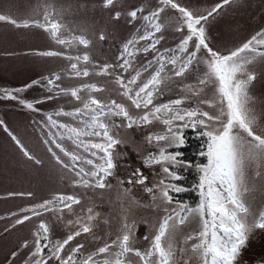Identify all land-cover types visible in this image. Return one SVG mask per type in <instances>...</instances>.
<instances>
[{
	"label": "rangeland",
	"instance_id": "rangeland-1",
	"mask_svg": "<svg viewBox=\"0 0 264 264\" xmlns=\"http://www.w3.org/2000/svg\"><path fill=\"white\" fill-rule=\"evenodd\" d=\"M175 2L195 16H200L207 15V12L221 3V0H175ZM45 6H51L50 10L55 9L51 19L65 26L59 33L61 38H68L73 34L82 35L90 43L87 47L78 43L66 47L55 43L49 33L42 28L17 27L10 22L0 21V90L23 89L19 95L29 101L53 96V99L35 103L34 108L39 111H33L26 109L16 100L4 98L3 92L0 91V121H2L0 123V264H25L34 247L33 233L41 222H44L49 229L48 235L51 240H63L80 227L76 223L69 224L68 222H75L78 217L85 218L89 214L87 211L89 208L92 209L93 215L98 213L91 222L94 225L92 231L82 232L70 242V246H66L62 255L66 256L71 247L77 244L84 246L81 249L83 255L94 252L105 243H111L118 235H122L127 230L122 228V224L125 223L131 228L132 246L141 251L146 250L149 240H145L144 237L151 238L155 234L154 226L158 225L165 214L161 200L157 199L155 202L152 200V195L159 196V193L155 189L154 193L145 191V188L158 184L161 179H169L162 171V165L145 164V158L150 153L158 154L159 148L165 146L164 141H160L159 144L154 140L151 143L148 141L150 134L165 131L166 126L162 123V119H153L149 124L133 125L131 128L126 126L127 121L122 117L108 119L110 124L117 125L111 127L110 134L120 143L112 150L115 168L111 170L112 174L106 177V183L111 187L99 188L74 183L79 179L76 173L69 171L63 164L56 161L55 157L59 156L64 163H70L69 158L64 156L51 142L49 130L45 127L46 114L61 109L73 111L76 108H82L83 103L91 96L105 103L115 101L122 104L133 117L142 116L152 106L150 105L149 109H137L132 105L131 100L122 94L123 89L115 82L118 74L122 75L126 82L130 75L134 74L132 69L125 73L116 67L109 69L110 75H98L97 73L105 64L120 63L118 57L124 44L129 39H137L138 35L143 34L142 15L144 14L163 9L159 20L164 28L162 32L156 34L157 37H163L156 45L158 50L175 49L187 34V29L176 30L178 11L170 6H164L160 0H114L113 4L108 6H105V0H0V15L8 16L10 20L17 22L25 20L43 22ZM139 8H143V13L137 19L132 20L128 13ZM116 13H120L119 19L115 18ZM202 23L206 29L209 46L215 51L227 54L256 33L264 30V0H235L234 3L224 5L218 13H214ZM101 34L104 36L103 39L100 38ZM147 43L149 42L140 41L136 47L142 48ZM43 51H56L63 55L45 57L38 54ZM85 53L89 55L90 61L87 63L83 60L79 61L78 68L80 70L87 68L89 76L76 77L70 69V64L76 61L66 57L82 56ZM154 55L155 53L151 51L136 54L133 68H139L145 61L151 60ZM204 55L203 50L198 53V57ZM203 68L202 63L194 61L183 76H173L172 79L166 81L162 85L163 94L157 96L154 104L167 103L187 96L189 99L182 107L199 106L210 115H217L216 107L199 104L200 100L213 98V89L210 86L199 96H192L186 87L197 86ZM169 69L170 66H167L166 71ZM248 71L255 74V79L249 88V93L254 99L250 101L249 107L256 117L255 130L264 135V58H258L249 65ZM54 75L60 76V79L54 83L64 89L70 90L84 84L94 83L102 90L82 89L78 93L81 97L79 100L73 98L70 92L68 94L49 93L41 85L46 84L43 78ZM148 75V72L143 73L138 84ZM33 81H40V85L25 89V86L32 84ZM54 118L63 123L77 124L71 117ZM188 132H193V134H188ZM9 133L19 140L33 159L24 155L21 147ZM187 135L191 138L190 140H198L200 137L191 127L185 129L184 136ZM84 139L103 142L102 137H85ZM203 139L206 140L205 137ZM61 143L70 151H77L80 155L99 163L96 157H91L82 149L75 148L71 141L64 139ZM170 151H175V149H170ZM99 155L102 156L103 153ZM206 163L205 157L204 164ZM82 166L86 169L91 168L87 164H82ZM168 166L171 167V165ZM186 168L180 167L181 174ZM137 169L143 177H146L144 184L135 183L138 177L134 173ZM245 174L249 192L244 195L243 200L249 207L247 222L251 224L254 217L264 212V165L252 164L246 167ZM129 180L133 182L129 184ZM198 182L199 180L193 186L196 193L195 201L193 203L184 201V204L191 207L199 205L200 195L196 187ZM126 189L130 191L125 192ZM29 193L31 195H28ZM180 194L175 195L178 201H182L178 199ZM60 195L78 197L80 202L73 204L72 210L69 211L55 199ZM44 201H53L55 206L49 211L40 210L39 216L21 212V209ZM156 204L160 207L157 208ZM177 206V203L173 202L167 207ZM23 215H29L31 218L12 227L15 221ZM201 228L202 224L198 218H192L182 225L176 234L178 246L182 244L185 237L198 232ZM25 241L29 242L28 248L22 247ZM193 242L189 241L188 245L190 246ZM13 252L17 253L15 258L12 256ZM47 254L48 250L45 249V255ZM127 259L130 264H141L134 254H129ZM49 264H58V262L52 260ZM191 264H196V261L193 260ZM239 264H264V230H255V235L252 236L239 258Z\"/></svg>",
	"mask_w": 264,
	"mask_h": 264
},
{
	"label": "snow or ice",
	"instance_id": "snow-or-ice-1",
	"mask_svg": "<svg viewBox=\"0 0 264 264\" xmlns=\"http://www.w3.org/2000/svg\"><path fill=\"white\" fill-rule=\"evenodd\" d=\"M113 2L114 0H105V6L112 5ZM234 2L235 0H221V3L207 12V15L195 16L175 0H160L164 6H170L178 11L176 30L187 29V34L175 49L158 50L156 48V45L163 39L162 36H156L164 28L159 20L163 9L142 15L143 34L138 35L137 39H129L124 44L118 57L120 63L117 65L105 64L97 73L98 75H110L109 69L116 67L125 73L132 69L134 74H131L126 82L124 77L119 74L116 75L115 82L123 89L122 94L127 96L137 109H149V106H152L142 116L133 117L124 105L115 101L105 103L91 96L83 103L82 108H76L73 111L61 109L46 114L45 127L49 130L51 142L64 156L69 158L70 163H64L59 156L55 157L56 161L63 164L69 171L76 173L79 179L74 183L85 187L99 188L111 187L106 183V177L110 176L111 170L115 168L112 150L115 145L120 143L110 134L111 127L117 125L110 124L108 119L122 117L127 121L126 126L129 128L133 125L149 124L153 119H162V123L166 126L165 131L150 134L148 141L151 143L154 140L158 144L160 141H164L165 146L159 148L158 154L150 153L145 158V164L162 165V171L167 174L169 179H161L158 184L145 188L148 193H154V189L159 193V196L153 194L152 200L153 202L157 199L161 200L165 213L158 225L154 226L155 234L151 238L144 237L145 240H149L148 248L141 251L132 246L131 228L125 223L122 224V228L127 230L122 235H118L111 243H105L94 252L83 255L81 249L84 246L77 244L75 247H71L66 256L62 255L66 246H70V242L74 241L77 236H80L82 232L90 233L92 231L94 225L91 222L98 213L93 215L92 209L89 208L87 210L89 214L85 218L78 217L75 222H68L69 224L76 223L80 227L63 240H51L48 235L49 229L44 222H41L33 233L34 247L25 264H49L52 260L57 261L58 264H130L127 259L129 254L138 257L141 264H181V260H183V264H191L193 260L196 261V264H239V258L252 236L255 235V230H264V212L259 213L258 217H254L251 224L248 223L247 215L250 210L243 200L244 195L249 192L245 174L246 167L252 164L264 165V135L255 130L256 117L249 107L250 101L254 99L249 93V88L255 79V74L248 71L249 65L258 58H264V30L253 35L241 46L230 50L227 54H222L213 50L207 43L206 29L202 23L206 22L214 13H218V10L224 5ZM50 8L51 6H45L43 22L39 20L17 22L10 20L5 15H0V21L10 22L17 27L36 26L42 28L59 45L68 47L78 43L87 47L90 41L82 35L73 34L68 38L60 37L59 33L65 26L51 19L55 9L50 10ZM141 13H143V8L133 9L128 15L132 20H135ZM119 16L120 13H116L115 18L119 19ZM100 38H104L103 34ZM140 41L149 43L142 48H137L136 45ZM190 47L191 51H189ZM202 50L205 55L198 57V53ZM150 51L155 53L152 59L145 61L139 68H133L135 55ZM38 54L45 57L63 55L56 51H43ZM66 58L76 61L70 64V69L76 77L89 76L87 68L83 70L78 68L79 61L83 60L86 63L90 61L87 53L82 56H67ZM194 61L202 63L204 68L197 86H186L187 90L192 96H199L210 86L213 89V98L200 100L199 104L216 107L217 115L215 116L210 115L199 106L182 107L189 99L187 96L167 103L154 104L157 96L163 94L162 85L173 76H183ZM167 66H170L168 71H166ZM150 69L151 71H149ZM145 72L149 73L148 77L138 84ZM43 79L46 80V84L41 86L46 88L49 93L68 94L70 92V95L77 100L81 99L78 93L82 89L102 90L94 83L84 84L70 90L61 88L54 83L60 79L59 75ZM33 85H40V81H33L32 84L25 86V89ZM0 91L3 92L4 98L16 100L26 109L33 111H39L34 108L35 103L53 99V96L49 95L41 100L29 101L19 95L23 91L19 88L13 91ZM60 116L71 117L77 124L63 123L54 118ZM177 121L182 123H175ZM189 127L196 130L199 136L206 138V150H202L200 155L206 157L207 163L195 165L199 175L196 187L199 189L200 195V202L196 207H191L175 199L176 194L189 190L183 184L177 183L183 179L179 171L180 167H193L191 162L180 159L183 155L180 149L186 143L184 131ZM5 130L7 129L5 128ZM9 135H12V139L21 147L24 155L33 159L19 140L12 133ZM85 137H102L103 142H93L90 139H84ZM64 139L71 141L75 148L82 149L91 157H96L99 163L80 155L77 151L65 148L61 143ZM170 149H175V151H170ZM101 152L102 156L99 155ZM82 164L90 165L91 168L86 169ZM134 175L138 177L135 183L144 184L146 177L140 174L139 169ZM132 182V180L128 181L129 184ZM124 191L129 192L130 189ZM55 199L69 211L72 210L73 204L80 202L78 197L72 195H60ZM173 202L178 206L167 207ZM54 206L53 201H44L21 209V212L39 216L40 210L49 211ZM155 206L160 207L159 204ZM31 216L23 215L22 218L15 221L12 227L24 223ZM192 218H198L202 228L185 237L182 244L178 246L176 234L180 227ZM85 220L87 222H84ZM189 241L194 242L189 246ZM22 247L28 248L29 242L25 241ZM45 249L48 250L47 255H45ZM16 255V252L12 253L13 258Z\"/></svg>",
	"mask_w": 264,
	"mask_h": 264
},
{
	"label": "trees",
	"instance_id": "trees-1",
	"mask_svg": "<svg viewBox=\"0 0 264 264\" xmlns=\"http://www.w3.org/2000/svg\"><path fill=\"white\" fill-rule=\"evenodd\" d=\"M188 134H193V132H188ZM191 138L188 135L185 137L186 143L183 148L180 149L183 155L181 157L182 160L191 162L193 167L183 169L185 172L182 173L183 179L179 181L181 184L186 186L189 190L183 192L179 195L178 199L184 201H188L193 203L196 199V193L194 192L193 186L199 180V175L195 165L204 164L205 157L200 155L202 150H206V145L203 137H199L198 140H190ZM182 171V169H181Z\"/></svg>",
	"mask_w": 264,
	"mask_h": 264
}]
</instances>
